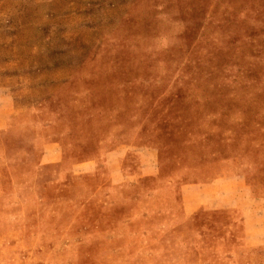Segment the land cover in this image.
<instances>
[{
  "label": "rangeland",
  "instance_id": "1",
  "mask_svg": "<svg viewBox=\"0 0 264 264\" xmlns=\"http://www.w3.org/2000/svg\"><path fill=\"white\" fill-rule=\"evenodd\" d=\"M0 101V264H264V0H0Z\"/></svg>",
  "mask_w": 264,
  "mask_h": 264
},
{
  "label": "crops",
  "instance_id": "2",
  "mask_svg": "<svg viewBox=\"0 0 264 264\" xmlns=\"http://www.w3.org/2000/svg\"><path fill=\"white\" fill-rule=\"evenodd\" d=\"M150 63L151 61L147 65L151 66ZM43 99L45 98L38 97L34 99L33 97H31L30 102L32 103L30 104L29 107L36 106ZM1 102L2 101H0V103ZM1 104H3L4 106ZM1 104H0V130L2 131L6 129V126L8 125V114H10L11 112L10 110L12 105L7 107L5 106L4 103ZM123 153L124 152L121 151V149L119 148L113 152L107 153L108 162L110 163V165L114 164V167L117 166V163H119V159L123 155ZM60 156L61 153H60L59 145H57L56 143L46 144L44 153L42 155V160L44 162H57L60 160ZM95 165L96 164L94 161H86L78 164L77 168L87 171L88 169L94 168ZM142 168L144 172L143 173L140 172L139 175H149L155 172L153 161L145 156H142ZM113 169H114L113 174H115L116 172L115 168ZM149 169L151 170L147 171ZM118 175L120 177L122 176L121 173H119ZM233 178L236 179L238 185L240 186V188H238L237 190L236 187H233V181H232ZM228 179L230 180L227 181ZM230 185H231L230 190L232 191L231 193L225 195L222 190L224 189V187L226 186L228 187ZM242 185H243V181L241 180L239 175L238 176L220 175L214 179H210L204 182L195 181V182L182 183L180 186V194H181L182 208L184 214L189 215L199 208L210 209V210L238 208L241 204V200H244V198L245 200H249V201L253 199L251 198L250 194L246 198V196H244V194L240 192L243 189Z\"/></svg>",
  "mask_w": 264,
  "mask_h": 264
}]
</instances>
